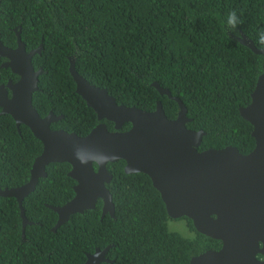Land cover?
<instances>
[{
  "label": "trees",
  "instance_id": "trees-1",
  "mask_svg": "<svg viewBox=\"0 0 264 264\" xmlns=\"http://www.w3.org/2000/svg\"><path fill=\"white\" fill-rule=\"evenodd\" d=\"M231 11L243 21L239 38L245 34L258 47L264 0H0V33L10 48L17 46L16 29L27 50L43 44L32 58L34 67L43 69L33 103L42 117L51 111L63 116L52 129L86 135L105 121L76 92L72 58L75 69L91 84L107 88L118 104L154 111L160 100L166 115L175 119L179 105L160 95L153 85L158 82L186 105L187 127L206 132L199 150L236 146L246 154L256 141L253 125L239 109L251 103L264 73V56L223 31L221 21ZM7 77L18 78L0 67V81ZM105 123L115 130L112 122ZM20 127L21 133L11 115L0 116L2 187L27 182L43 150L41 140L27 126ZM130 127L129 122L121 130ZM125 164L123 159L107 164L113 173L106 185L115 199V217H101L100 201L53 230L59 214L50 205H62L75 195L69 162L49 164L47 176L24 198L32 221L26 239L19 202L0 196V264H83L87 251L109 243H114V264H190L203 250L195 241L207 245L204 236L195 232L194 240L170 229L174 219L150 177L126 174ZM135 178L150 191L139 188ZM177 220L187 221L190 231V219ZM208 239L220 247V241Z\"/></svg>",
  "mask_w": 264,
  "mask_h": 264
},
{
  "label": "water",
  "instance_id": "water-1",
  "mask_svg": "<svg viewBox=\"0 0 264 264\" xmlns=\"http://www.w3.org/2000/svg\"><path fill=\"white\" fill-rule=\"evenodd\" d=\"M16 34L17 46L10 48L4 45L0 33V57L7 58L2 67H9L20 77L17 82L7 84L11 96L0 85L1 113L10 114L17 126L27 125L43 144L27 183L13 188L0 185V196L15 197L19 202L23 234L25 226L32 222L26 217L22 202L35 190L39 179L47 176L46 167L54 162H69L72 166L69 175L77 181L74 199L61 207L50 206L59 214L54 230L72 214L93 209L98 195L104 196L106 208L114 214L110 191L103 189V183L112 179L108 166L98 167L97 172L91 163L81 165L73 155L74 147L79 144L109 155L112 157L109 162L125 160L126 170L148 174L172 218L191 217L200 233L222 241L220 250L194 256L190 264H264V259L259 258L264 256V73L252 93L251 103L239 109L241 116L253 125L255 148L246 154L236 146L201 151L199 147L206 132L187 127L191 121L187 107L168 88L153 82L160 94L178 103L180 110L175 119L166 115L161 101L154 111L118 104L107 88L87 81L75 69L71 58L70 71L76 92L96 111L99 120L106 118L115 125V130H110L101 122L86 135H79L52 129L51 124L63 116L51 111L42 117L35 108L33 95L39 90L43 69H36L32 58L42 52L43 44L27 50L21 30L16 29ZM239 40L264 56V49L245 34ZM129 122L131 128L120 130ZM88 188L100 190L90 193ZM84 264L97 262L89 256Z\"/></svg>",
  "mask_w": 264,
  "mask_h": 264
},
{
  "label": "flooded vegetation",
  "instance_id": "flooded-vegetation-1",
  "mask_svg": "<svg viewBox=\"0 0 264 264\" xmlns=\"http://www.w3.org/2000/svg\"><path fill=\"white\" fill-rule=\"evenodd\" d=\"M40 46H41V44H40ZM40 46H39V48H40ZM0 61H1V64H0V67H2V65L7 61V58L6 57H4V56H2V57H0ZM4 68V67H3ZM7 68V67H6ZM9 68V67H8ZM12 71V70H11ZM13 73V72H12ZM13 74H15V73H13ZM18 78H17V80L15 81L12 77H7L6 78V80L5 81H0V85H4L5 86V88L7 89V95L8 96H11V94H12V91H11V88L7 85L8 84V82L9 81H11V82H17L18 80H19V76L17 75V74H15ZM0 93H1V90H0ZM161 95V94H160ZM165 95V94H164ZM158 101H160V100H158ZM157 101V102H158ZM162 103V102H161ZM163 104V103H162ZM164 107V106H163ZM157 108V107H156ZM179 110H180V107H179ZM2 112V108L0 107V116L1 115H4V114H2L1 113ZM178 113H179V111H178ZM13 118V117H12ZM14 119V118H13ZM101 120H105V121H108L106 118H104V119H101ZM15 121V120H14ZM105 121H102V122H104L105 123ZM109 122H112V121H109ZM101 123V122H100ZM113 123V122H112ZM15 124H16V122H15ZM106 124V123H105ZM114 124V123H113ZM21 125H25V124H20L19 126H17V124H16V127H17V130H18V132L19 133H21L22 131H21ZM25 126H27V125H25ZM115 126V125H114ZM28 127V126H27ZM29 128V127H28ZM115 128V127H114ZM131 128V127H130ZM30 129V128H29ZM31 130V129H30ZM121 130V129H120ZM32 132V131H31ZM33 133V132H32ZM95 170L98 172V167H95ZM109 170V169H108ZM124 172H126V174H129V175H132L133 177H136V175L137 174H139V173H143V174H146V173H144V172H132V171H130V170H126V164H125V167H124ZM111 173V172H110ZM30 175H31V170H30ZM111 175H112V179H113V173H111ZM148 175V174H147ZM149 176V175H148ZM150 177V176H149ZM41 179V178H40ZM39 179V180H40ZM93 178H91V180H92ZM96 180H100V178L99 177H97V178H95ZM111 179V180H112ZM125 178L123 177V180H124ZM150 179H151V186H153V187H155V185H154V183H153V179L150 177ZM30 180V178L28 179V181ZM27 181V182H28ZM27 182H25V183H27ZM24 183V184H25ZM134 183L137 185V186H139V188H141L142 190H144V189H147V192H149L150 190H148V188H145V187H141L142 186V184H140V183H137L136 182V178L134 179ZM76 184H77V181H76ZM75 184V185H76ZM107 184V182L106 183H103V189H104V187H106V189H107V191L109 192V194H110V196H111V198H112V202H113V204H114V206H116V204H115V199L113 198V194H112V192H111V190H110V188L106 185ZM75 185H74V190H75ZM5 187H7V188H12V187H8L7 185H3V188H5ZM156 188V187H155ZM157 189V188H156ZM83 190V189H82ZM100 190V188H98V189H94V188H88L87 189V191H99ZM158 190V189H157ZM90 192V193H91ZM161 195V194H160ZM85 197H87V195L85 196ZM75 198V195H74V197H73V199ZM162 198V197H161ZM109 199V198H108ZM72 200V199H71ZM68 201H70V200H68ZM67 201V202H68ZM100 201L102 202V206H101V209H102V214H101V217L103 218L107 213H111V211L109 210V209H107L106 208V206H105V200H104V196L103 195H98L97 197H96V203H95V208L98 206V204L100 203ZM66 202V203H67ZM165 203V202H164ZM65 204V203H64ZM64 204H62V205H64ZM62 205H52V206H55V207H61ZM105 209H106V211H105ZM85 210H87V209H85ZM84 210V211H85ZM90 210V209H89ZM81 214H83V213H81ZM112 214V213H111ZM213 216L214 217H216L217 218V216L215 215V214H213ZM183 218H188V219H190L191 220V222H192V227H191V229H190V231H189V225H188V233L187 234H185V235H189L190 234V237L192 238V239H194V240H196L197 239V237H196V235H195V232H198L199 233V231L197 230V228L195 227V225H194V221H193V219L191 218V217H187V216H180V217H177V218H173L174 220H177V219H183ZM29 220V219H28ZM58 221H59V218H58ZM57 221V222H58ZM30 222H32V221H30ZM190 222V221H189ZM185 223H188L187 221L185 222ZM32 224V223H31ZM31 224H27L26 226H25V230H26V227L27 226H29V225H31ZM57 224V223H56ZM55 224V225H56ZM64 224V223H63ZM62 225V224H61ZM60 226V225H59ZM58 226V227H59ZM55 227V226H54ZM53 227V228H54ZM57 227V228H58ZM23 222H22V236H23V238L24 239H26V235L25 234H23ZM56 228V229H57ZM109 228V227H108ZM56 229L54 230V231H56ZM108 230V229H107ZM105 231V232H103V233H101V234H99L98 235V237H101L102 235H103V237L105 236V235H107L108 234V231ZM202 236H204L203 237V240L207 243V245H205L204 246V244L203 243H201V242H198V241H195L196 242V244H198L199 246H201V247H203V250L199 253V254H201V253H203V252H205V251H218V250H220L221 248H222V241L221 240H219V239H215V238H213V237H210V236H207V235H205V234H203V233H200ZM208 237L209 238H212V239H214V240H218V241H220V243H221V245H220V247L219 246H216L215 245V243L214 242H212L210 239H208ZM113 244L114 243H109V244H107L106 246H104V247H100V246H98V245H96L95 247H94V251H87L86 252V261L88 260V258H89V256H91V260L93 261V262H97V264H114L115 262H116V260H117V257L116 256H114L113 255V252L111 251V248H112V246H113ZM205 248V249H204ZM107 250V251H106ZM199 254H197V255H199ZM197 255H195V256H197ZM194 257V256H193ZM259 258H262V259H264V256L263 255H259ZM192 259V258H191ZM85 261V262H86ZM191 261V260H190ZM84 262V263H85ZM83 263V264H84ZM134 264H139V263H134ZM143 264H148V263H143Z\"/></svg>",
  "mask_w": 264,
  "mask_h": 264
},
{
  "label": "clouds",
  "instance_id": "clouds-1",
  "mask_svg": "<svg viewBox=\"0 0 264 264\" xmlns=\"http://www.w3.org/2000/svg\"><path fill=\"white\" fill-rule=\"evenodd\" d=\"M242 22L243 21L241 19V16L236 11H231V12L227 13L226 19L221 21V27H222L223 31H225L226 33L234 34L235 37L239 38L241 36V32L238 30V28L242 24ZM255 42L258 45V47L264 48V29H261L257 33V39ZM73 155H74V158L81 165H88L91 163L95 167L107 166V164L109 163V161L112 158L103 152L95 151L88 146L79 145V144L74 147ZM1 187H2V185H1ZM93 209H95V207ZM77 213H79V212H77ZM71 216H70V218H71ZM112 216L115 217V210H114V214Z\"/></svg>",
  "mask_w": 264,
  "mask_h": 264
},
{
  "label": "rangeland",
  "instance_id": "rangeland-1",
  "mask_svg": "<svg viewBox=\"0 0 264 264\" xmlns=\"http://www.w3.org/2000/svg\"><path fill=\"white\" fill-rule=\"evenodd\" d=\"M169 228L174 231H178L184 235L188 233V223H185L184 220L170 221Z\"/></svg>",
  "mask_w": 264,
  "mask_h": 264
},
{
  "label": "bare ground",
  "instance_id": "bare-ground-1",
  "mask_svg": "<svg viewBox=\"0 0 264 264\" xmlns=\"http://www.w3.org/2000/svg\"><path fill=\"white\" fill-rule=\"evenodd\" d=\"M5 115V114H4ZM10 115V114H9Z\"/></svg>",
  "mask_w": 264,
  "mask_h": 264
}]
</instances>
